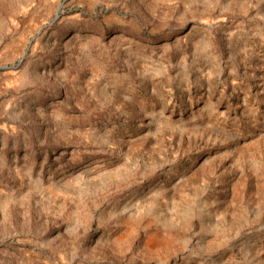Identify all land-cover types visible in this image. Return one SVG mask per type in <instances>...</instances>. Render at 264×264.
Returning <instances> with one entry per match:
<instances>
[{"label":"rangeland","instance_id":"rangeland-1","mask_svg":"<svg viewBox=\"0 0 264 264\" xmlns=\"http://www.w3.org/2000/svg\"><path fill=\"white\" fill-rule=\"evenodd\" d=\"M0 264H264V0H0Z\"/></svg>","mask_w":264,"mask_h":264},{"label":"water","instance_id":"water-1","mask_svg":"<svg viewBox=\"0 0 264 264\" xmlns=\"http://www.w3.org/2000/svg\"><path fill=\"white\" fill-rule=\"evenodd\" d=\"M54 18H55V17H54ZM54 18H53V19H54ZM53 19H52V20H53Z\"/></svg>","mask_w":264,"mask_h":264}]
</instances>
